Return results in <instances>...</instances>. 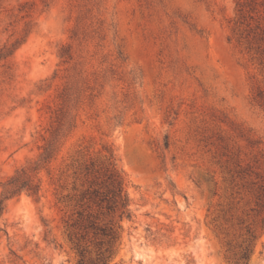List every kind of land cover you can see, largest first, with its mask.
Returning a JSON list of instances; mask_svg holds the SVG:
<instances>
[{
  "label": "rangeland",
  "instance_id": "374dc122",
  "mask_svg": "<svg viewBox=\"0 0 264 264\" xmlns=\"http://www.w3.org/2000/svg\"><path fill=\"white\" fill-rule=\"evenodd\" d=\"M112 163L106 264H264V0H0V199L42 183L5 201L0 264H92L76 212Z\"/></svg>",
  "mask_w": 264,
  "mask_h": 264
},
{
  "label": "trees",
  "instance_id": "16d2710c",
  "mask_svg": "<svg viewBox=\"0 0 264 264\" xmlns=\"http://www.w3.org/2000/svg\"><path fill=\"white\" fill-rule=\"evenodd\" d=\"M61 127L58 126L54 130L55 137L44 146L43 152L40 155L41 163L50 161L59 147L57 145L58 136L60 135ZM38 163L34 167V171H39L42 167ZM112 168L107 169L105 178L100 182L93 181L89 188H87L81 197L80 209L76 212L78 215V227L76 246L81 255L88 252V248L93 244L98 248L96 259L92 264H106L109 258L112 244L118 238V229L122 225L118 223L113 224V219L110 221L101 222V215L118 214L119 220L123 218H131L132 210L130 208V197L127 190L124 188L121 179V170H118L116 163H112ZM87 173H91V168L86 167ZM42 189L41 180H35L27 174L23 168L17 171L15 175L10 177L3 191L0 199V216L6 209L5 201L10 199L23 191H27L32 195H40ZM96 209V210H95ZM105 247V248H103ZM103 248V249H102ZM109 253V255H106ZM248 256L247 251L243 258Z\"/></svg>",
  "mask_w": 264,
  "mask_h": 264
}]
</instances>
